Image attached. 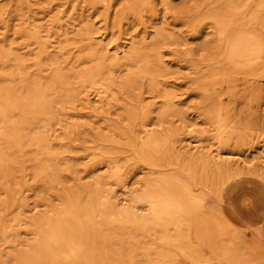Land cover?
<instances>
[{
    "label": "bare ground",
    "instance_id": "bare-ground-1",
    "mask_svg": "<svg viewBox=\"0 0 264 264\" xmlns=\"http://www.w3.org/2000/svg\"><path fill=\"white\" fill-rule=\"evenodd\" d=\"M160 3L0 0V264H211L206 249L217 264H253L231 249L230 219L211 200L264 213V183L240 162L262 158L264 141L241 138L248 154L224 156L235 132L215 95L216 157L189 141L166 79L165 57L184 44L154 24ZM203 3L218 38L207 73L254 76L264 0Z\"/></svg>",
    "mask_w": 264,
    "mask_h": 264
},
{
    "label": "rangeland",
    "instance_id": "rangeland-1",
    "mask_svg": "<svg viewBox=\"0 0 264 264\" xmlns=\"http://www.w3.org/2000/svg\"><path fill=\"white\" fill-rule=\"evenodd\" d=\"M163 2L168 3L169 7L164 6ZM203 4V0H161L158 5L160 20L154 21V24L159 26L168 24V28L172 30L175 37L184 44L182 47L176 46L178 48L175 54L165 57L170 69L166 79L169 86L176 92L177 99L181 102V108L186 111L188 123L193 124L192 129L194 128L195 133L190 135L189 141L196 143V140H200L202 143L203 148H199V153L206 152L211 157H216L218 153L216 132L210 124L209 115H207V112L212 108V104L208 100H212L215 95L219 96L217 98L230 109V128L235 132L232 142L223 149L224 156L239 151L237 148L247 149L246 154H248L250 145L240 147L238 142L241 138L243 142H247L252 134H258L259 140L264 141V66H260L259 70L253 74L254 76L250 75V72L236 76L231 75L230 81L223 83L216 81L212 72L207 73L206 66L218 38H216L213 29V21L199 19L200 15L202 16L203 13L208 12V9L213 8L211 5L203 7ZM86 15L87 13L85 17ZM196 18L199 20L195 27ZM97 20V17L93 18V21ZM242 26L248 25L243 24ZM250 26L259 28L257 25ZM196 65L199 70L196 69ZM203 76H208L206 83ZM205 90L208 94L205 93ZM254 112L258 113V118H255ZM247 160L251 163L243 165ZM240 162H242V169L247 173L244 176L246 180L257 184L264 183V154L262 158L254 160L251 156H245L240 159ZM247 165H252V168ZM260 173L262 175H259ZM137 181H140V177ZM214 198L216 199V197ZM211 205L223 210L230 219L232 225L228 232L230 235L236 234L231 246L233 252L237 251L238 257L244 258L241 260H250L249 258H251L253 264H264V213L263 210L258 211L259 205L253 204V207L243 208L242 211L240 208L229 206L222 200H216L215 203L211 200ZM244 209L246 210L243 211ZM242 212L245 214L244 217ZM205 253L211 264H217L208 249L205 250ZM177 258L180 263L188 264V261L183 257L178 256ZM195 264L199 263L195 262ZM224 264L235 263L225 261Z\"/></svg>",
    "mask_w": 264,
    "mask_h": 264
}]
</instances>
